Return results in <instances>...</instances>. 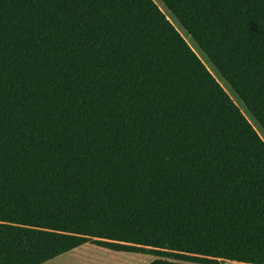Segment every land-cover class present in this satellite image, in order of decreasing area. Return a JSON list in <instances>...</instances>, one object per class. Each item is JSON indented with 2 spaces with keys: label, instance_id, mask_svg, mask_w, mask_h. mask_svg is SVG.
<instances>
[{
  "label": "trees",
  "instance_id": "obj_1",
  "mask_svg": "<svg viewBox=\"0 0 264 264\" xmlns=\"http://www.w3.org/2000/svg\"><path fill=\"white\" fill-rule=\"evenodd\" d=\"M257 128L264 0H0V264H264Z\"/></svg>",
  "mask_w": 264,
  "mask_h": 264
},
{
  "label": "rangeland",
  "instance_id": "obj_2",
  "mask_svg": "<svg viewBox=\"0 0 264 264\" xmlns=\"http://www.w3.org/2000/svg\"><path fill=\"white\" fill-rule=\"evenodd\" d=\"M186 36L191 40V42L194 44V46L199 51V49H198L196 43L193 41V39L190 38V36L187 33H186ZM201 55L203 56L202 59L205 61V63L208 65V67L211 68V71L218 77L219 81L222 83L224 88L228 91V93L235 100V102L238 104V106L246 113V111H245L246 108H244L245 106L242 103V101L233 92V90L230 88L228 83L224 79H222V77L220 76L218 71H216V69L211 65L208 58L205 57V55L203 53H201ZM246 115H247V113H246ZM258 131L264 137V135L260 131V129H258ZM101 253L113 255L114 258H112L110 260H114V261L116 260L117 262H121V264L125 263V262L127 263L128 261L131 264H148L149 262H151L154 259V256L149 255V254H139V253H130V252H116V251L108 249V248H102V247L87 243V244L82 245L81 247H79L77 249H74L70 252H67L65 254L60 255V256L56 257L55 259L46 262L45 264H63V262L68 263V264H84V263L92 264L96 261L98 262V261L102 260ZM75 254L77 256H79V257H77V259L72 258L73 255H75Z\"/></svg>",
  "mask_w": 264,
  "mask_h": 264
},
{
  "label": "snow or ice",
  "instance_id": "obj_3",
  "mask_svg": "<svg viewBox=\"0 0 264 264\" xmlns=\"http://www.w3.org/2000/svg\"><path fill=\"white\" fill-rule=\"evenodd\" d=\"M3 211V206H0V212ZM0 224H3V220H0ZM60 222L58 220L53 219L51 222L47 223L46 225H44L43 227L45 229H47V231H27L26 235L29 237L28 239L25 240V244L32 247L35 246L34 243L31 241L30 237L33 235H44V236H51L53 234V230L59 228ZM64 227H67V224L64 225ZM16 229H12L9 228L7 226L4 227H0V237L6 238L4 236V233L8 232V231H15ZM60 237H57V239H59ZM196 251L200 250V247L198 246L196 249Z\"/></svg>",
  "mask_w": 264,
  "mask_h": 264
},
{
  "label": "crops",
  "instance_id": "obj_4",
  "mask_svg": "<svg viewBox=\"0 0 264 264\" xmlns=\"http://www.w3.org/2000/svg\"><path fill=\"white\" fill-rule=\"evenodd\" d=\"M85 245V244H84ZM81 247V246H80ZM79 248V247H78ZM77 249V248H76ZM81 254V253H80ZM77 257H79V256H77L76 254L75 255H73V259H77ZM101 257H102V260H100V261H96V262H94V263H92V264H121V262H117L116 260L114 261V260H110V259H112V258H114L113 257V255H111V254H102L101 253ZM106 258V259H105ZM108 258V259H107ZM63 264H68V263H64L63 262ZM84 264H88V263H84ZM122 264H131L129 261L126 263H122ZM221 264H251V263H246V262H237V261H230V260H226V261H223V262H221Z\"/></svg>",
  "mask_w": 264,
  "mask_h": 264
},
{
  "label": "bare ground",
  "instance_id": "obj_5",
  "mask_svg": "<svg viewBox=\"0 0 264 264\" xmlns=\"http://www.w3.org/2000/svg\"><path fill=\"white\" fill-rule=\"evenodd\" d=\"M162 2L160 1V5H163V4H161ZM162 7H164V5L162 6ZM167 9V8H166ZM168 13H170L169 11H168ZM170 15H171V13H170ZM172 16H174V15H172ZM176 18V17H175ZM175 23V22H174ZM179 25V24H178ZM180 26V25H179ZM182 29V28H181ZM183 30V29H182ZM187 33V32H186ZM183 35H185V38L187 39V41L194 47V49L197 51V48L194 46V44L191 42V40L186 36V34H184L183 33ZM191 38V37H190ZM194 41V40H193ZM199 48V47H198ZM199 51H201V50H199ZM205 55V54H204ZM202 58H203V56H201ZM205 57H207V56H205ZM212 65V64H211ZM212 66H214V65H212ZM217 71V70H216ZM220 74V73H219ZM245 106V105H244ZM246 108V107H245Z\"/></svg>",
  "mask_w": 264,
  "mask_h": 264
}]
</instances>
